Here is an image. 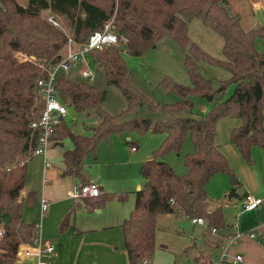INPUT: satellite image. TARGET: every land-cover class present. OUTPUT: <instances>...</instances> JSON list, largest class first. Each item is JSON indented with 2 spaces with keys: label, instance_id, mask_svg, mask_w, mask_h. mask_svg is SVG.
<instances>
[{
  "label": "trees",
  "instance_id": "trees-1",
  "mask_svg": "<svg viewBox=\"0 0 264 264\" xmlns=\"http://www.w3.org/2000/svg\"><path fill=\"white\" fill-rule=\"evenodd\" d=\"M224 0H0V215L7 214L0 236V264H14L15 254L22 242H30L36 224L23 217L24 205L35 203V190L24 188L27 160L37 145L39 128H31L43 107L36 93L38 77L46 71L37 62L17 56L23 51L38 61L53 62L65 51L67 33L76 40H85L94 29H100L113 17L112 30L124 42L94 48L90 51L96 66L102 67L105 81L115 84L127 100V107L110 114L101 107L106 91L89 80L74 79L61 72L57 76V92L61 100L76 110L94 108L101 117L89 134L74 132L64 117L54 126L51 139L69 137L72 147L62 151V175L79 178L84 159L95 155L99 141L111 132L150 128L164 133L159 147L141 162L142 186L135 190L134 206L121 223L124 246L129 264H139L151 257L156 247V216L159 213H184L204 217L209 226L225 225L220 206L209 208L205 184L215 172L228 174L234 192L238 178L228 157L215 142L219 118L230 115L240 123L230 131V140L242 156L251 161L253 145L264 147V52L255 48V33L264 36V27L245 29L237 13H230ZM53 13L64 29L53 25L41 14ZM196 15L223 37L224 58H216L189 40L187 21ZM170 34L187 48L183 62L190 84L165 76L164 87L179 96L162 104L146 98L128 79L125 53L139 55ZM204 59L230 71L226 80L213 87L212 80L199 70ZM227 83L233 84L224 96ZM202 95L212 106L199 116L194 115L192 96ZM146 102L152 108L184 114L153 119L129 112ZM188 135L192 149L185 153L186 171L179 174L163 159L168 150H178ZM100 201L123 198L125 192L99 194ZM68 217L62 221L64 227Z\"/></svg>",
  "mask_w": 264,
  "mask_h": 264
},
{
  "label": "crops",
  "instance_id": "crops-1",
  "mask_svg": "<svg viewBox=\"0 0 264 264\" xmlns=\"http://www.w3.org/2000/svg\"><path fill=\"white\" fill-rule=\"evenodd\" d=\"M48 13L50 12L46 10L45 15ZM239 123L240 118L236 116L226 115L219 118L215 137V142L228 157L238 178V185L232 192L233 184L228 174L219 171L212 174L205 184L209 208L221 207L225 225L216 227L217 231L212 232L205 225L193 221L194 217L184 213H160L168 218H171L173 214L185 215L192 224L190 230L166 229L157 225L160 215L157 214L156 247L150 260L152 264H175L176 255L187 254L191 247L196 250L193 259L200 261L201 264L210 263L224 249L231 254H242V261L236 264H264V147L253 145L251 161H247L230 140L232 127ZM63 140L64 138L51 140V145L47 150L48 159L54 157L56 145L63 146ZM70 147H72L71 140L67 145L60 147L57 156L60 165L56 169L53 168V163L45 170L44 161L43 166L38 164L36 173L42 176L41 182L33 184L25 180L22 194L28 189H34L36 200L32 206L24 205L23 217L27 221L35 222L42 237L54 242L56 250L52 255L47 256L50 264H129L121 223L129 215L134 202L133 204L132 201L123 203L118 197L100 201L99 194L111 191L106 190L99 182V176L90 180L85 175L83 171L85 159L82 166L83 177L86 182H96L100 187V193L96 196H83L80 199L70 197V188L74 183L80 182L79 178L61 174L62 151ZM131 149L133 150L134 146H131ZM32 156L26 162L27 172L28 161ZM93 156V159H96L95 155ZM37 163H41L40 160ZM31 170L32 166L29 165V171ZM44 177L47 180L44 181ZM134 186L135 200V190L139 189L142 184L136 182ZM239 187H242V193L236 192ZM247 193L262 197V201L253 209L243 208ZM43 197L48 201L45 211L41 210V198ZM66 217H68L66 224L62 227L61 223ZM6 219L7 214L2 213L0 226ZM250 230L256 232L252 237L245 233ZM235 231L243 232V234L237 238L236 242L227 246V236ZM225 264L233 263L227 258Z\"/></svg>",
  "mask_w": 264,
  "mask_h": 264
},
{
  "label": "rangeland",
  "instance_id": "rangeland-1",
  "mask_svg": "<svg viewBox=\"0 0 264 264\" xmlns=\"http://www.w3.org/2000/svg\"><path fill=\"white\" fill-rule=\"evenodd\" d=\"M20 4L26 5L28 0H17ZM223 4L230 13H237L240 17L241 25L245 29H253L258 26L264 27V0H224ZM46 10H42L44 16ZM63 25V23L61 22ZM64 26V25H63ZM187 34L190 41L198 44L203 50L216 58H224L222 44L223 37L209 24H205L199 16L193 15L187 21ZM255 48L264 52V36L255 33L253 36ZM187 48L179 43L170 34L162 36L155 44L146 48L141 54L133 55L125 53L124 57L128 68L129 82L135 86L146 98L158 104L166 101H174L178 95L160 84V81L168 76L172 80L190 84V77L183 62ZM91 56V55H90ZM90 59V57L88 56ZM90 67L94 66L93 62ZM80 61L74 64L70 76L74 79H81L78 70L83 67ZM199 70L202 74L212 80L213 87L219 85L220 81L228 79L230 71L222 65L212 64L204 59L198 61ZM94 76L91 83L104 88L106 96L101 102V107L108 113L114 114L127 107V100L123 91L115 84L105 81L102 67L95 66ZM233 89L232 83H227L224 96H228ZM194 115L199 116L212 106V101L205 96H192ZM67 105L68 111L64 119L74 132L89 134L93 130L94 124L100 120L99 114L94 108L76 110L72 105ZM183 112L164 111L160 107L152 108L146 102L139 105L135 111L129 112L127 117L144 115L153 119L166 118L169 116L181 115ZM164 137L160 131H152L150 128L140 131L138 129H128L118 132H111L102 138L95 150V157L90 153L85 158L84 173L90 179L100 177L99 182L111 192L119 194L125 192V197L121 198L123 203L134 202L135 183L142 181L139 167L142 161L146 160L159 145ZM70 141L69 137L64 138L63 146ZM61 145H56L55 155L49 158L54 164V169L60 165L57 158ZM134 146V149H131ZM192 149L190 137L186 135L178 150H168L163 154V159L168 162L177 173L186 171L184 155ZM40 160L41 163H37ZM43 155L33 154L28 161V172L26 180L29 183L42 181V176H38L36 169L38 164H43ZM29 165L32 170L29 171ZM43 166V165H42ZM52 168V167H51ZM49 168V169H51ZM49 169L47 173L49 172ZM31 181V182H30ZM34 210V208H32ZM160 214V213H159ZM157 225L166 229L177 228L180 231L190 230L192 224L185 215H172L171 218L164 214L158 216ZM196 252L191 247L187 254L176 255L175 264H201L193 259Z\"/></svg>",
  "mask_w": 264,
  "mask_h": 264
},
{
  "label": "built area",
  "instance_id": "built-area-1",
  "mask_svg": "<svg viewBox=\"0 0 264 264\" xmlns=\"http://www.w3.org/2000/svg\"><path fill=\"white\" fill-rule=\"evenodd\" d=\"M47 21L53 25L59 26L64 29L61 21L53 14L48 13L44 16ZM112 19H108L102 28L92 30L85 40H76L70 33H67V42L63 55L53 62L38 61L34 56L28 55L23 51H18L16 54L23 59H30L37 62L39 66L46 71L44 76L38 77L35 84L36 93L43 99V107L39 116L30 122L31 128H39V136L37 145L31 154L40 153L44 156V170L51 165V161L47 157V150L51 145V135L54 126L66 115L68 108L65 102L61 100L57 92V76L59 73L64 72L70 74L74 68V64L78 61L83 63V67L78 70L82 78L91 80L94 76V68L96 63L90 56V51L94 48H99L106 45H113L124 42L126 40L123 36H117L112 30ZM90 57V59L88 58ZM93 62L94 66L90 67ZM47 180L44 177V181ZM100 193V187L96 182H77L69 190V196L74 199H80L83 196H96ZM262 201V197L255 196L247 193L243 203L244 209H253ZM48 207V201L45 197L41 198V210L45 211ZM193 221L199 222L202 225L210 228L212 232H216L215 226H209L204 217H194ZM4 228L0 226V236L3 234ZM248 236H254L255 231L245 232ZM243 232L235 231L227 236V246L236 242L237 238ZM55 244L50 239L44 238L38 231L36 225L31 241L19 244L15 254L14 264H50L47 256L55 252ZM233 264L242 261L243 256L241 253H229L224 249L218 257L208 264H225L226 259ZM148 258L145 257L139 264H145Z\"/></svg>",
  "mask_w": 264,
  "mask_h": 264
},
{
  "label": "water",
  "instance_id": "water-1",
  "mask_svg": "<svg viewBox=\"0 0 264 264\" xmlns=\"http://www.w3.org/2000/svg\"><path fill=\"white\" fill-rule=\"evenodd\" d=\"M242 191H243L242 187H239V188L236 189L237 193H242Z\"/></svg>",
  "mask_w": 264,
  "mask_h": 264
}]
</instances>
